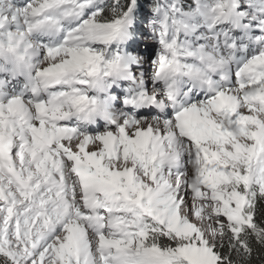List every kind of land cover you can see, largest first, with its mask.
<instances>
[{"label":"snow or ice","instance_id":"snow-or-ice-1","mask_svg":"<svg viewBox=\"0 0 264 264\" xmlns=\"http://www.w3.org/2000/svg\"><path fill=\"white\" fill-rule=\"evenodd\" d=\"M183 7L0 0V264H248L264 251V0ZM208 30L234 56L226 85L181 63L203 48L179 37ZM97 91L122 116L89 129Z\"/></svg>","mask_w":264,"mask_h":264},{"label":"rangeland","instance_id":"rangeland-1","mask_svg":"<svg viewBox=\"0 0 264 264\" xmlns=\"http://www.w3.org/2000/svg\"><path fill=\"white\" fill-rule=\"evenodd\" d=\"M6 3L7 4H11V2L9 1V0H6ZM179 39H182V37H179ZM116 46L114 45L113 46V48H115ZM201 48V47H200ZM203 48V60H204V63L205 64H207V66H209V68H210V61H211V52H213L214 51V49H212V48H208L207 46H205V47H202ZM194 57L195 56H184L183 58H182V60L181 61H184V62H186V64H192L191 63V61L194 59ZM144 67L145 68H147L148 70H149V72L151 71V63L149 62V63H147V64H145L144 65ZM254 93H251V94H249L248 96H247V98H251L252 97V95H253ZM89 95H92V93L90 92L89 93ZM117 99H119V100H123L121 97H118ZM115 102H116V100H114ZM119 111H120V109H119ZM72 112H74V111H71V110H69V114H71ZM114 116H115V114H114ZM115 117H117V116H115ZM118 119H119V117H118ZM246 120H247V122H248V125L249 124H252V123H256V121L253 119V118H250V117H246ZM155 121V120H154ZM154 121L153 120H148V121H146V123H148V124H154ZM252 135H256L255 133H253ZM236 137L237 138H242V135H239V134H236ZM258 143H259V141H258ZM195 163L196 162H194V165H195ZM192 187H193V190L194 191H196V190H198L199 188H200V185H197V182L196 181H192ZM262 191H264V188H262ZM239 200L240 201H242L243 200V197H239ZM205 207H210V205H205ZM185 213H187V209L185 208ZM216 242H220L219 240H217L215 237L213 238Z\"/></svg>","mask_w":264,"mask_h":264},{"label":"trees","instance_id":"trees-1","mask_svg":"<svg viewBox=\"0 0 264 264\" xmlns=\"http://www.w3.org/2000/svg\"><path fill=\"white\" fill-rule=\"evenodd\" d=\"M186 11H192L195 6V0H180ZM208 3V0H200V5ZM127 50V49H126ZM254 198V194H253ZM219 243V242H217ZM248 264H264V251H258L252 257V259L248 262Z\"/></svg>","mask_w":264,"mask_h":264},{"label":"bare ground","instance_id":"bare-ground-1","mask_svg":"<svg viewBox=\"0 0 264 264\" xmlns=\"http://www.w3.org/2000/svg\"><path fill=\"white\" fill-rule=\"evenodd\" d=\"M121 111V110H120ZM114 112H117L118 113V111L117 110H114ZM118 115H120V114H118ZM118 117V116H117ZM154 121V120H153ZM154 126H156V127H159V123L157 122V121H154V124H153Z\"/></svg>","mask_w":264,"mask_h":264}]
</instances>
